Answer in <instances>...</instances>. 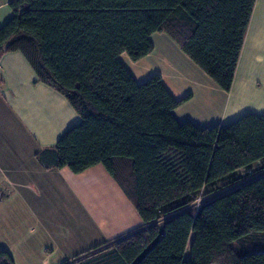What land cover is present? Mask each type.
I'll return each instance as SVG.
<instances>
[{
	"label": "trees",
	"instance_id": "obj_1",
	"mask_svg": "<svg viewBox=\"0 0 264 264\" xmlns=\"http://www.w3.org/2000/svg\"><path fill=\"white\" fill-rule=\"evenodd\" d=\"M256 0H11L0 57L21 51L41 82L64 94L82 121L47 168L102 164L145 226L62 264H264L232 241L264 231V116L223 126L180 122L161 74L139 82L122 62L154 50L165 32L217 85L232 88ZM247 174L242 175L240 170ZM207 199L192 209L195 195ZM0 264H15L0 250Z\"/></svg>",
	"mask_w": 264,
	"mask_h": 264
},
{
	"label": "crops",
	"instance_id": "obj_2",
	"mask_svg": "<svg viewBox=\"0 0 264 264\" xmlns=\"http://www.w3.org/2000/svg\"><path fill=\"white\" fill-rule=\"evenodd\" d=\"M10 1L0 0V27L13 16ZM153 38L154 34L152 53L138 61L122 59L123 55L121 60L137 81L161 74L176 98L191 95L175 110L180 122L226 126L248 113L264 116V0H256L229 92L222 93L198 65L189 63L191 78L181 80L177 96L172 79L152 65L157 50ZM206 85L217 95L204 106L214 111L212 116L206 119L209 111L199 116L182 111L195 99L190 91L205 90ZM81 121L64 94L38 79L21 51L1 55L0 250L7 251L15 264H62L145 226L102 164L75 173L68 167H44L38 160L39 152L55 148Z\"/></svg>",
	"mask_w": 264,
	"mask_h": 264
},
{
	"label": "rangeland",
	"instance_id": "obj_3",
	"mask_svg": "<svg viewBox=\"0 0 264 264\" xmlns=\"http://www.w3.org/2000/svg\"><path fill=\"white\" fill-rule=\"evenodd\" d=\"M153 39L157 44V50L153 55L154 58L151 59L152 65L153 67L157 66L159 70H162V72L166 74L167 77L172 79V82H174L173 88L175 90V94L179 96L180 91L178 90L180 89V87H183V83L181 82V80H184L185 78L188 80L189 78H191L190 74L188 75V73L191 72L189 63L193 64L194 62H192L191 59L185 56L179 45L165 32L155 33ZM122 55V59L127 58L129 61H132L127 53H124ZM183 56L186 58L184 59ZM193 65H195V63ZM175 72L177 73L175 74ZM179 74L181 76L183 75L184 77L180 78L181 76H179ZM149 76L151 75H147L146 78H148ZM209 79L216 88L222 91V93L225 92L217 85V83L212 78L209 77ZM197 81H200L199 77H197ZM190 92H193L195 94V99L189 104H184L181 109L185 113L195 114L196 116L204 113L206 111V108H208L204 107L206 100L213 101L217 97V95H215V92L207 87V85L205 87V90H201L199 88V90L192 89V91ZM207 111L209 110L207 109ZM210 111L206 114V119L210 118L212 116V112H214L213 110L211 112ZM181 116L183 118L184 114H181ZM244 173L247 174V171H244ZM206 199V192L201 191L200 193L195 195L191 208L198 209L199 205L202 204ZM231 245L240 255L254 252H264V231H252L232 241Z\"/></svg>",
	"mask_w": 264,
	"mask_h": 264
}]
</instances>
